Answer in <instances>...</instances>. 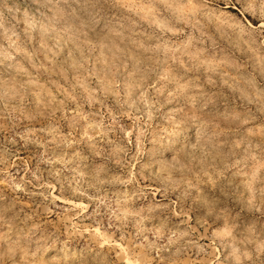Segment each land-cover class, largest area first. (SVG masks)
<instances>
[{"label": "rangeland", "instance_id": "1", "mask_svg": "<svg viewBox=\"0 0 264 264\" xmlns=\"http://www.w3.org/2000/svg\"><path fill=\"white\" fill-rule=\"evenodd\" d=\"M0 264H264V0H0Z\"/></svg>", "mask_w": 264, "mask_h": 264}]
</instances>
